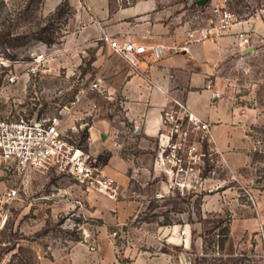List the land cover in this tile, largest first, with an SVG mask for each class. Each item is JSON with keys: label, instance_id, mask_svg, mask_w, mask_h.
I'll list each match as a JSON object with an SVG mask.
<instances>
[{"label": "rangeland", "instance_id": "obj_1", "mask_svg": "<svg viewBox=\"0 0 264 264\" xmlns=\"http://www.w3.org/2000/svg\"><path fill=\"white\" fill-rule=\"evenodd\" d=\"M131 1H151L163 24H199L208 16L203 1L211 0ZM229 2L239 21L264 14V0ZM87 3L0 0L1 119L51 118L98 78L106 89L104 62L128 65L107 55ZM251 48L233 56L221 78L222 99L234 113V147L221 152L212 134L205 138L184 126L187 144L201 157L190 177L155 167L157 142L148 156V143L124 118L120 97L108 101L106 92L89 93L83 106L97 105L98 119L110 123L125 159L143 156L142 171L129 174L127 186L114 180V198L51 171L23 177L0 161V214L8 216L0 226V264H264V52ZM36 56H42L37 76H28ZM11 73L19 74L14 84L7 82ZM83 130L78 136L87 148ZM109 155L95 157L102 169Z\"/></svg>", "mask_w": 264, "mask_h": 264}, {"label": "crops", "instance_id": "obj_2", "mask_svg": "<svg viewBox=\"0 0 264 264\" xmlns=\"http://www.w3.org/2000/svg\"><path fill=\"white\" fill-rule=\"evenodd\" d=\"M247 1L257 4L260 0ZM87 4L96 16L95 19L91 16L89 22L102 44L101 38L107 35L120 42L133 41L147 47L161 45L164 48L160 61L147 54L139 58L135 67L128 62V65H121L114 58L104 62L105 77L108 78L106 98L111 101L120 97L124 118L142 131L148 143L145 148L148 156L156 150L162 113L173 106L174 100L186 104L193 114L210 124L212 138L221 152L234 147L229 136L233 131L234 113L222 97L213 99L205 88L212 84L214 91L222 93L223 71L233 62V56L236 55L237 59L249 53L250 47L253 49L255 45L262 47L260 51L264 52V14L258 20H244L216 40L189 43L187 32L191 24H163L162 15L152 13L156 9L151 1H139L121 10L97 0H88ZM95 20L102 29L94 25ZM104 46L108 56L116 55ZM98 62L102 65L103 59L99 57ZM99 112L91 120L86 150L95 157L110 153L103 173L121 186H127L130 177L142 171L140 162L143 156L134 157L135 160L125 159L121 153L122 145L110 134V123L98 119ZM139 149H143L142 144Z\"/></svg>", "mask_w": 264, "mask_h": 264}, {"label": "built area", "instance_id": "obj_3", "mask_svg": "<svg viewBox=\"0 0 264 264\" xmlns=\"http://www.w3.org/2000/svg\"><path fill=\"white\" fill-rule=\"evenodd\" d=\"M119 2L132 5L131 0H119ZM204 6L208 8L206 11L208 16L202 23L191 24L187 32L189 43L216 40L230 32L233 26L243 22L239 21L238 16L231 11L229 0H211ZM93 23L102 29L98 21L95 20ZM101 41L113 54L123 58L133 67L136 66L139 58L147 54L155 61H160L164 56V48L161 45L147 47L133 41L120 42L107 35H104ZM41 59L42 56L33 58L32 64L26 68L28 76H37V63ZM18 75L11 73L7 82L14 84ZM205 89L211 93L213 99H221V93L214 91L212 84H208ZM89 93H105L101 78L90 83L87 90H82L79 96L69 105L60 108L51 118H0V161L9 168L15 169L23 177L34 172L51 171L60 177L74 179L88 192L96 191L110 198L117 196L119 186L103 173L101 162L86 150L78 136L79 130L84 129L83 132L88 134L86 140H89L91 120L98 112L96 104L87 109L83 106L84 98ZM173 103L171 108L165 109L162 113L155 167L168 174L176 172L178 176L190 177L201 157L197 154L195 145L187 144L189 134L184 126L202 132L205 138L209 139H211V126L193 114L186 104L176 100ZM68 122H72V126L70 130H65ZM180 187H184V184H180ZM13 195L15 192L8 195V199L13 198ZM7 219V215L0 214L1 227L5 225Z\"/></svg>", "mask_w": 264, "mask_h": 264}, {"label": "trees", "instance_id": "obj_4", "mask_svg": "<svg viewBox=\"0 0 264 264\" xmlns=\"http://www.w3.org/2000/svg\"><path fill=\"white\" fill-rule=\"evenodd\" d=\"M81 137L83 138V140H86L88 138V134L85 133V132H83V134L81 135ZM223 242H224V240H223Z\"/></svg>", "mask_w": 264, "mask_h": 264}]
</instances>
